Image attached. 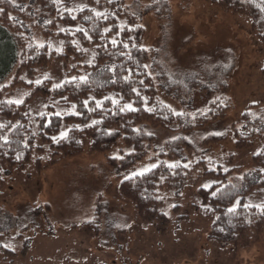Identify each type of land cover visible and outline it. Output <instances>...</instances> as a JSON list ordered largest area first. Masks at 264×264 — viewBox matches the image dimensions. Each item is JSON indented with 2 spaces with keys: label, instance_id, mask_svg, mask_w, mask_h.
Here are the masks:
<instances>
[{
  "label": "rangeland",
  "instance_id": "obj_1",
  "mask_svg": "<svg viewBox=\"0 0 264 264\" xmlns=\"http://www.w3.org/2000/svg\"><path fill=\"white\" fill-rule=\"evenodd\" d=\"M124 1L145 28L148 67L163 101L193 116L211 107L218 112L223 106L226 114L187 132L142 125L147 149L129 165L114 159L123 156L119 147L99 152L87 138L78 154L49 162L48 152L42 153V163L48 166L40 173L34 163L37 154L24 171H7L0 193V264H264V238L240 248L218 243L213 218L199 211V188L219 182L220 175L205 176L180 197L172 189L160 190L166 199L169 235H161L152 223L139 227L134 207L118 195L123 178L160 164L162 153L167 165L191 168L201 156L216 170L240 166L238 175L229 176L234 188L229 190H249L244 188L250 176L255 179L253 156L264 140L241 151L228 139L232 136L211 140L235 129L246 132V114L251 123L264 127L263 47L244 17L206 0ZM30 4L47 25L48 15ZM29 94L30 89L18 86L10 98L24 101ZM30 108L34 116L52 111L39 96ZM246 197L250 204L260 201Z\"/></svg>",
  "mask_w": 264,
  "mask_h": 264
},
{
  "label": "trees",
  "instance_id": "obj_2",
  "mask_svg": "<svg viewBox=\"0 0 264 264\" xmlns=\"http://www.w3.org/2000/svg\"><path fill=\"white\" fill-rule=\"evenodd\" d=\"M206 1L222 11L244 17L264 49V12L260 11L264 0ZM30 2L36 3L41 12L48 15L47 25L38 20ZM78 6H83V11H78ZM0 9L4 10L0 12V125L5 126L0 128V137L6 136L9 141L5 144L0 139V193L5 186L3 176L6 172L11 169L24 171L34 154H37L34 159L36 172L40 173L48 166L42 163V153L48 152L49 162H54L58 156L82 152L83 140L89 138L92 149L99 152L119 147L123 154L120 157L122 162L129 165L147 149L142 125L187 132L204 128L226 114L225 106L218 112L211 107L203 115L173 114V111H178L163 101L149 67H144L148 65L149 56L144 47L145 28L124 0H112L111 3L100 0L99 4L96 0H0ZM89 9L105 13L107 18L101 16L97 19ZM71 16H76V20ZM85 17L92 19L85 20ZM77 27L87 30L91 39L76 32ZM105 28L111 31L101 35ZM113 38L122 43L113 46ZM125 43L128 44L127 49L123 47ZM89 60L93 61L91 65L86 64ZM121 66L131 70L130 84L123 79L129 73L121 71ZM112 68L121 77L115 84L109 80L113 75L111 71L102 72ZM52 71L58 72L57 76H53ZM81 76H88L87 84L79 83ZM73 77L77 78L76 82H72ZM37 80L41 81L39 85ZM57 80H61L59 84H56ZM140 80L144 81L143 85ZM54 85L61 87L54 89ZM18 86L30 89L29 96L20 105L6 103L13 101L10 97ZM132 87L140 91V97L131 91ZM37 96L48 102L52 111L34 116L30 106ZM141 97L147 98V106ZM109 98L117 99L118 105H113ZM85 101L88 107L84 106ZM98 101L102 102L100 108L96 107ZM126 103H131L137 110L121 112L120 107ZM56 105L61 107L60 111L56 110ZM73 105H76L75 109ZM56 112L60 116H56ZM246 119V132L235 129L228 136L211 142L232 136L228 139H232L235 148L241 151L250 148L256 140H264V127L258 126V122L251 123L249 114H246ZM62 132L67 133L63 138ZM127 148V152L124 151ZM163 154L160 164L144 176H128L132 178H123L118 185L119 198L134 207L139 227L144 229L146 224L152 223L161 235H169L170 219L166 213V199L160 190L172 189L180 197L205 176L220 175L222 179L219 182L208 188H199L202 202L198 205L203 216L213 218L212 227L218 235L215 238H221L218 243L223 240L227 245L240 248L264 238V211L256 207L264 206V145L253 156L251 173L255 179L250 176L252 180L244 188L249 190L245 191L229 190L234 189L228 183L229 176L238 175L240 166L222 170L218 165L219 170H216L209 168L207 161L199 156L191 168L178 163L176 168L170 169L163 160ZM216 186L217 190L212 192ZM247 195L260 199L259 203L250 204ZM237 201L240 202L238 206ZM230 208H235V211L229 212Z\"/></svg>",
  "mask_w": 264,
  "mask_h": 264
},
{
  "label": "snow or ice",
  "instance_id": "obj_3",
  "mask_svg": "<svg viewBox=\"0 0 264 264\" xmlns=\"http://www.w3.org/2000/svg\"><path fill=\"white\" fill-rule=\"evenodd\" d=\"M9 2H11V0H9ZM99 2H100V0H96V3L97 4H99ZM112 2V0H108V3H111ZM17 7H19V5H16ZM77 10L78 11H83V6H78L77 7ZM4 10L3 9H0V12H3ZM71 9H69V12L71 13ZM89 11H91V12H93V14H94V16L98 19V18H100L101 16H104L105 17V19L107 18V14H105V13H102V12H99V11H96L95 9H89ZM260 11H262V12H264V7H261L260 8ZM71 19L72 20H76V16H71ZM92 19V17H85V20H91ZM95 30V29H94ZM62 31H63V29H62ZM75 31L76 32H81V33H83V35L85 36V37H87L89 40L91 39V36L89 35V32L87 31V30H85L84 28H82V27H77L76 29H75ZM111 31V29H109V28H105L104 29V33H102L101 35H105V34H107L108 32H110ZM118 43H122V41H117L115 38H113L112 40H111V44L113 45V46H116ZM50 46V45H49ZM75 46H76V48L79 50V44L78 43H76L75 44ZM133 46H135V45H133ZM39 47H43V45H39ZM123 47L125 48V49H127L128 48V44H123ZM122 54H126V53H122ZM129 55V58H130V54H128ZM93 59H95V57H93ZM89 63H91V62H89ZM145 68H147L148 67V65H145L144 66ZM120 70L121 71H128V73H129V75H128V77H124L123 79L125 80V82L126 83H131V80H130V76H131V70H125L124 68H123V66H121V68H120ZM103 71H111L112 72V77H109V80H110V82L111 83H113V84H115L116 83V81H117V79H120L121 77L119 76V73L117 72V70L115 69V68H112V69H105V70H102V72ZM77 81V78L76 77H73L72 78V82H76ZM87 82H88V76H81V77H79V83H81V84H87ZM41 83V81L40 80H37L36 81V84H40ZM139 83L141 84V85H143L144 84V81L143 80H140L139 81ZM58 87H61V85H54V89L55 88H58ZM131 91L132 92H134L138 97H140L141 96V93H140V91L137 89V88H135V87H132L131 88ZM63 99H67L66 97H64ZM109 99H111V102H112V104L113 105H118V100L117 99H115V98H109ZM141 99H142V101H143V103H144V105L145 106H147V104H148V100H147V98L146 97H141ZM6 103H8V104H16V105H20V104H22L23 103V101L22 100H16V101H11V100H9V101H7ZM84 106L85 107H88V102L87 101H85L84 102ZM73 107V109H75V107H76V105H73L72 106ZM96 107L97 108H100V107H102V102H97L96 103ZM125 110H128V111H136L137 109L136 108H134L133 107V105L131 104V103H126V104H124V105H122L121 107H120V111L121 112H123V111H125ZM146 110H149L150 111V109H147L146 108ZM171 110V109H170ZM173 114L174 115H176V116H183L184 115V113H182V112H175V111H173ZM55 115L56 116H60V113L59 112H56L55 113ZM93 123H96V121H93ZM45 126H47V125H45ZM5 126L4 125H0V128H4ZM134 131H139L138 129H134ZM61 137L63 138L64 136H66L67 135V133H65V132H62L61 134ZM0 139H3V141H4V143L5 144H8L9 143V141H8V139H7V137L6 136H3V137H0ZM54 140H55V137L53 138ZM114 159H120V157H114ZM178 166V163H172V164H168L167 165V167L168 168H170V169H172V168H176ZM153 168H155V167H157V165H153L152 166ZM184 167H188V165L187 164H185L184 165ZM149 171H151V168H144V169H142V170H139V171H136V172H134L133 174H132V176H144L147 172H149ZM130 178H132V177H128V176H126L125 177V179H130ZM213 195H215V193H213ZM239 201H237L236 202V205L238 206L239 205ZM256 207H261V209H262V211H264V206H256ZM233 211H235V208H230L229 209V212H233Z\"/></svg>",
  "mask_w": 264,
  "mask_h": 264
}]
</instances>
